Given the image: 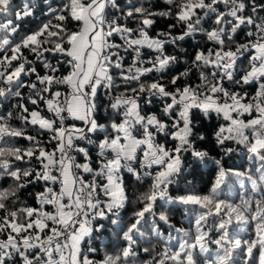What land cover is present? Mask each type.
<instances>
[{"label":"snow or ice","instance_id":"6c2138e0","mask_svg":"<svg viewBox=\"0 0 264 264\" xmlns=\"http://www.w3.org/2000/svg\"><path fill=\"white\" fill-rule=\"evenodd\" d=\"M0 264H264V0H0Z\"/></svg>","mask_w":264,"mask_h":264},{"label":"trees","instance_id":"16d2710c","mask_svg":"<svg viewBox=\"0 0 264 264\" xmlns=\"http://www.w3.org/2000/svg\"><path fill=\"white\" fill-rule=\"evenodd\" d=\"M162 2V0H161ZM37 17L40 16V13L38 12ZM39 23V19L36 20H32L31 18H29L28 22L24 25H22V30L26 29V28H32L35 27V25ZM163 25H158V27H162ZM207 123V122H205ZM213 124H215V121L212 122ZM23 143V141H22ZM229 163H234L236 165H242L245 163V161L241 158V156L237 155L235 157H233L232 161H229ZM211 172L207 169H200L198 171H196L192 176L188 177V180L191 181L192 183H194L197 187L199 188H203L206 184H210V180H211ZM184 187V184H181V188ZM129 211H131V209H129ZM127 214V213H126ZM174 223L177 224V226H186V222L184 221L181 213L179 211L176 212L175 216H174ZM242 235H247L246 233H242Z\"/></svg>","mask_w":264,"mask_h":264}]
</instances>
